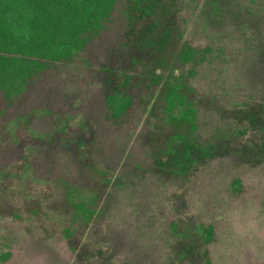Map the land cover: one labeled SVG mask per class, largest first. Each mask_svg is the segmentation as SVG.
Returning <instances> with one entry per match:
<instances>
[{
	"label": "rangeland",
	"instance_id": "rangeland-1",
	"mask_svg": "<svg viewBox=\"0 0 264 264\" xmlns=\"http://www.w3.org/2000/svg\"><path fill=\"white\" fill-rule=\"evenodd\" d=\"M125 6L71 61L0 93V264H84L81 246L91 264H264V133L246 117H264V0H177L183 58L160 84L125 64L135 82L113 115L101 68L123 67ZM164 81L189 88L196 118L199 147L175 143L177 165L160 161L176 113L156 103Z\"/></svg>",
	"mask_w": 264,
	"mask_h": 264
},
{
	"label": "trees",
	"instance_id": "trees-1",
	"mask_svg": "<svg viewBox=\"0 0 264 264\" xmlns=\"http://www.w3.org/2000/svg\"><path fill=\"white\" fill-rule=\"evenodd\" d=\"M114 0H0V93L5 98L24 85L32 83L43 67L50 63L71 61L84 42L87 33L95 27V23L105 16V11ZM126 2V33L122 45L127 48L121 64L113 62L101 68L105 79L112 81L111 92L105 96L107 109L115 115L128 103L127 92L135 82L130 76V66L145 62L146 71L152 80L160 84L157 70L170 66L173 60L183 58L184 51L175 50L179 36L174 28L177 0H124ZM121 68L122 73L116 69ZM32 81V82H31ZM189 88L170 82H161L157 102L163 109H175L170 117L174 122L170 151L160 158L164 164H178L173 158L175 143L184 146L188 158L189 148L196 145L192 133L194 131L195 114L190 100ZM258 110V109H257ZM254 126L264 133L263 114L255 109L248 115ZM260 133V132H259ZM261 133V134H262ZM68 150H72L67 139ZM72 145V144H71ZM180 153V152H179ZM189 166V163H187ZM210 239H204L208 243ZM201 243V242H200ZM84 246L78 251L84 264H91L93 257ZM188 253L192 258L199 254L197 249ZM86 254V256H84ZM202 255L208 263V249ZM105 264V263H104Z\"/></svg>",
	"mask_w": 264,
	"mask_h": 264
}]
</instances>
